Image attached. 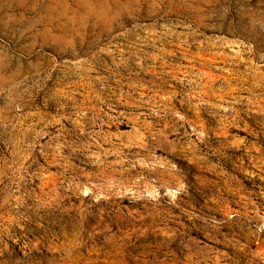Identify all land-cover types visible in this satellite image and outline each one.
<instances>
[{
	"label": "rangeland",
	"instance_id": "1",
	"mask_svg": "<svg viewBox=\"0 0 264 264\" xmlns=\"http://www.w3.org/2000/svg\"><path fill=\"white\" fill-rule=\"evenodd\" d=\"M0 171V264H264V0H0Z\"/></svg>",
	"mask_w": 264,
	"mask_h": 264
},
{
	"label": "bare ground",
	"instance_id": "2",
	"mask_svg": "<svg viewBox=\"0 0 264 264\" xmlns=\"http://www.w3.org/2000/svg\"><path fill=\"white\" fill-rule=\"evenodd\" d=\"M20 124H21V123H20ZM10 136H11V135H10ZM12 143H13V142H12ZM19 144H20V142H19ZM14 145H15V144H14ZM46 169H47V168H46ZM0 172H1V171H0ZM2 173H3V172H2ZM1 175H2V174H1ZM31 182H32V181H31ZM47 182H49V181H47ZM45 185H46V183H45ZM1 187H2V186H1ZM4 189H5V188H4ZM5 193H6V192H5ZM1 202H2V201H1ZM4 209H5V208H4ZM7 210H8V209H7ZM5 211H6V210H5ZM0 214H2V213H0ZM1 219H2V218H1ZM1 219H0V220H1ZM66 224H68V223H66ZM20 226H21V228L23 229L24 226H22V225H20ZM3 228H5V227H3ZM3 228L0 229V233H2V234L5 232V230H4ZM6 228H7V227H6ZM7 229H8V228H7ZM8 230H9V229H8ZM11 230H12V229H11ZM9 231H10V230H9ZM13 231H14V230H13ZM19 231H20V230H19ZM11 232H12V231H11ZM9 233H10V232H9ZM18 233H19V232H18ZM10 234H11V233H10ZM10 234H8V235H10ZM12 234H13V233H12ZM0 235H1V234H0ZM16 235H17V234H16ZM18 235H19V234H18ZM5 236H6V234H5ZM17 239H18V238H17Z\"/></svg>",
	"mask_w": 264,
	"mask_h": 264
}]
</instances>
